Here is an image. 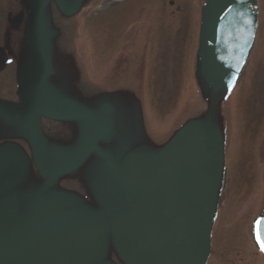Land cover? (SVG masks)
<instances>
[{
  "label": "rangeland",
  "instance_id": "1",
  "mask_svg": "<svg viewBox=\"0 0 264 264\" xmlns=\"http://www.w3.org/2000/svg\"><path fill=\"white\" fill-rule=\"evenodd\" d=\"M204 3L205 0H95L77 18L71 17L60 23L62 37L58 46H62L63 56L56 54L55 59L57 78L62 76L58 82H63L64 88L71 93L70 98L81 100L86 110L95 111L94 106L98 103H106V107L115 109L114 117L107 121V132L96 142L102 150L112 153L111 150H115L120 142L126 145L123 136H116L117 126L128 127L122 117L125 110L123 102H133L138 106L144 121L142 137L145 136L139 149L148 152L159 148L182 126L199 121L202 116L207 117L204 115L208 114L204 101L207 94H211L200 79L198 57L202 51L196 38L200 28L199 12ZM136 5H139V15L126 11L113 17L120 22L115 26L117 31L124 33L130 25L126 32L128 37L120 49L116 45L119 32H107L108 13L118 9L124 12L127 7ZM256 17L253 52H248L252 57L240 70L239 87L233 86L232 92L225 95L211 114L224 135L227 169L224 171L223 166L215 185L219 214L213 224V250L207 264H260L247 254V230L255 211L264 203V0H257ZM74 48L81 57L77 60L82 65L78 70L79 79L74 78L72 70ZM4 89L2 85L0 92ZM121 94L122 98H114ZM209 107L210 104L207 109ZM86 121L71 120L61 124L68 129L78 127L80 131L85 128ZM43 127H47L50 138L59 134L55 129L57 124L43 122ZM131 130L136 133L133 126ZM82 136V133H77L70 139L69 150L63 144H52L51 148L59 158L66 159L79 148ZM5 143H13L22 149L19 174L40 180V173L31 159L24 123L12 111L0 108V146ZM40 147L43 159L48 161L49 153L42 140ZM127 157L134 161L138 154L129 153ZM98 159L97 155L86 153L68 170L51 179L47 190L51 197H62L65 205H69L68 198L77 199L75 211L80 207L88 210L103 208V215H107V219L102 216L103 232L114 247L122 242L127 226L135 219L134 202L132 198L126 200L125 206L130 209H112L107 197L100 203L106 193L100 183L105 176L101 161L106 162ZM129 193L134 194L135 191ZM156 193L159 190L151 186L147 196ZM105 208L108 209L104 211ZM3 214L4 219L9 218L7 211ZM55 218L54 214L48 215L51 222ZM67 234L69 230L62 227L58 236L64 242ZM109 243L106 254L110 261H115L118 255L111 250ZM64 245L70 246L67 242ZM81 247L78 241L71 247L79 260L83 254Z\"/></svg>",
  "mask_w": 264,
  "mask_h": 264
},
{
  "label": "water",
  "instance_id": "2",
  "mask_svg": "<svg viewBox=\"0 0 264 264\" xmlns=\"http://www.w3.org/2000/svg\"><path fill=\"white\" fill-rule=\"evenodd\" d=\"M45 2V1H44ZM206 75L214 90L229 81L247 35L252 15V0H208ZM42 5V4H41ZM32 45V44H31ZM33 49L42 57L45 66L34 83L39 85L47 76L49 67L44 53ZM0 106L31 114L33 106L26 101V109L0 101ZM96 115L77 113L74 118ZM94 131L89 143L103 128ZM35 161L43 171L33 140ZM214 147L212 133L202 125L187 135L160 163L140 168L141 180H158L168 185V205L163 213L145 212L132 229L127 247L140 264H195L199 261V228L204 203L212 176ZM145 178V179H144ZM264 223V215L260 217ZM259 220V221H260ZM163 234L157 238V234Z\"/></svg>",
  "mask_w": 264,
  "mask_h": 264
},
{
  "label": "flooded vegetation",
  "instance_id": "3",
  "mask_svg": "<svg viewBox=\"0 0 264 264\" xmlns=\"http://www.w3.org/2000/svg\"><path fill=\"white\" fill-rule=\"evenodd\" d=\"M21 1L22 0H0V33L2 32V30L6 33V40L3 43H1L2 38L0 39V55L9 53L13 59H16L19 55L21 56L23 54V51H20L22 50V48L19 47L18 42L16 40L18 36L15 35L14 32H19V35H21L22 37V34L24 33L23 26L24 24L26 25L29 19L30 8L34 2V0H23L22 2ZM18 12L23 13L21 25L17 30H12L10 29L9 21H11V19ZM4 20L6 21L4 22ZM4 64L9 66L7 63ZM5 68L6 66H4V68L2 69V74L5 72ZM2 74L1 76H3ZM3 91L6 93L12 92V87L10 85V71L8 74V85L5 86V89ZM7 99L13 100L10 98Z\"/></svg>",
  "mask_w": 264,
  "mask_h": 264
}]
</instances>
